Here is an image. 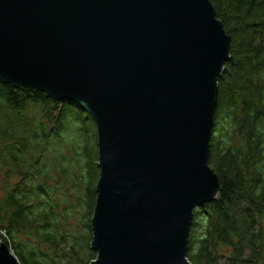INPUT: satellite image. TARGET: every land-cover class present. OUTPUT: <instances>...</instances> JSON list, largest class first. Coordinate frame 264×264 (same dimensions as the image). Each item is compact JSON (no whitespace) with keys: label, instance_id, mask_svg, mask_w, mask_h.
Here are the masks:
<instances>
[{"label":"water","instance_id":"obj_1","mask_svg":"<svg viewBox=\"0 0 264 264\" xmlns=\"http://www.w3.org/2000/svg\"><path fill=\"white\" fill-rule=\"evenodd\" d=\"M230 38L209 0H0V81L77 103L97 127L89 264H192L217 79ZM0 264H20L0 244Z\"/></svg>","mask_w":264,"mask_h":264},{"label":"trees","instance_id":"obj_2","mask_svg":"<svg viewBox=\"0 0 264 264\" xmlns=\"http://www.w3.org/2000/svg\"><path fill=\"white\" fill-rule=\"evenodd\" d=\"M209 1L230 38L208 157L220 189L194 209L187 258L264 264V0ZM98 158L96 123L84 107L0 81V179H19L0 190V229L20 264L96 258Z\"/></svg>","mask_w":264,"mask_h":264},{"label":"rangeland","instance_id":"obj_3","mask_svg":"<svg viewBox=\"0 0 264 264\" xmlns=\"http://www.w3.org/2000/svg\"><path fill=\"white\" fill-rule=\"evenodd\" d=\"M78 143H80V142L78 141ZM74 167H76V165H74ZM17 180H19V179H18V178H11L10 181H9L10 183H6L5 185H3L4 183H3V182L1 181V179H0V190H1V189L3 190V187L6 188V187H7L8 185H10V184L13 186ZM76 217H78V216L76 215ZM75 222H76V220H75ZM74 225H75V223H73V226H74ZM19 240L22 241L23 243H26V244H27L28 241H29V240H28V236L23 235V234L19 236ZM46 249H47V248H44L43 250H46ZM12 251H13V250H12Z\"/></svg>","mask_w":264,"mask_h":264},{"label":"built area","instance_id":"obj_4","mask_svg":"<svg viewBox=\"0 0 264 264\" xmlns=\"http://www.w3.org/2000/svg\"><path fill=\"white\" fill-rule=\"evenodd\" d=\"M3 240H7V235L4 230L0 229V242H3Z\"/></svg>","mask_w":264,"mask_h":264},{"label":"bare ground","instance_id":"obj_5","mask_svg":"<svg viewBox=\"0 0 264 264\" xmlns=\"http://www.w3.org/2000/svg\"><path fill=\"white\" fill-rule=\"evenodd\" d=\"M3 242H0V244H2ZM3 244H5V243H3ZM10 249V248H9ZM13 253V252H12ZM14 254V253H13Z\"/></svg>","mask_w":264,"mask_h":264}]
</instances>
